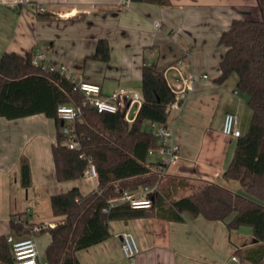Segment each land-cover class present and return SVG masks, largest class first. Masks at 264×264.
Instances as JSON below:
<instances>
[{"label":"crops","instance_id":"crops-1","mask_svg":"<svg viewBox=\"0 0 264 264\" xmlns=\"http://www.w3.org/2000/svg\"><path fill=\"white\" fill-rule=\"evenodd\" d=\"M38 7L46 11L40 12ZM260 17L257 0H170L168 4L0 0V56L5 52L24 56L31 52L34 59L43 52L47 55V70L66 67L77 80L101 85L103 95L121 88L142 95L144 64H155L173 88L181 83V75H209L185 91L182 101L170 109L167 126L180 147L179 160L162 170L152 168L162 174L161 179L170 180L163 186L160 180L155 194L172 200L211 182L226 185L233 181L226 180L223 174L234 156L237 138L223 133L224 117L228 112L237 113L240 125L242 113L252 115V110L249 111V95L238 88L237 74L217 81L226 51L219 37L235 18ZM100 39L109 42L108 62L96 57ZM152 125L156 133L159 124ZM56 141V122L44 113L16 119L0 116V236L18 238L11 225L15 216H21L28 228L54 227L64 220L54 215V194L73 187L83 193L97 188L98 179L86 175L75 180L57 179L52 153ZM155 153L160 157L153 159ZM23 158L30 163L32 173L27 187L21 180ZM164 159L158 151L149 155L150 162ZM181 191L185 193L177 195ZM153 206L146 216L110 221L111 236L79 250L80 263L264 264L263 244L254 237L251 226L230 231L224 221L186 212L182 220H171L157 214L158 203ZM123 231L134 233L140 245L134 261L124 256L120 237ZM35 239L40 260L48 261L50 232H40ZM234 255L238 263L233 261Z\"/></svg>","mask_w":264,"mask_h":264},{"label":"trees","instance_id":"trees-1","mask_svg":"<svg viewBox=\"0 0 264 264\" xmlns=\"http://www.w3.org/2000/svg\"><path fill=\"white\" fill-rule=\"evenodd\" d=\"M132 1L170 3V0ZM257 1L259 19L235 18L221 33L219 44L226 51L217 81L223 82L235 73L238 88L249 95L252 122L249 130L237 138L234 156L223 177L238 181L258 200L215 182L169 201L163 196L157 197L155 191L147 196H155L154 203L159 206L157 214L167 219L182 220L186 212L224 221L230 231L251 226L254 237L263 244L264 253V0ZM96 57L105 62L110 60L106 39L99 40ZM141 90L143 102L132 122L126 119L125 108L112 113L83 106V114L75 123L80 145L70 148V135L63 132L64 121L57 111L62 104H82L83 93L59 70H45L36 65L31 52L25 56L5 52L0 56V116L16 119L44 113L55 120L57 141L52 153L59 181L82 178L90 161L98 173V186L91 192L83 193L79 187H73L51 197L54 215L63 216L64 220L41 230L52 236L46 249L49 264H81L77 252L109 238L110 221L143 217L154 207L135 209L128 201L113 206L109 203L126 190L157 187L162 174L152 168L166 167L163 162L149 161L150 149L159 145V137L145 126L167 125L177 95L165 73L155 64H144ZM21 180L26 187L32 181L26 158L21 160ZM15 217L11 225L18 233L16 239L31 236V229ZM0 262L14 264L13 248L5 235L0 236Z\"/></svg>","mask_w":264,"mask_h":264},{"label":"built area","instance_id":"built-area-1","mask_svg":"<svg viewBox=\"0 0 264 264\" xmlns=\"http://www.w3.org/2000/svg\"><path fill=\"white\" fill-rule=\"evenodd\" d=\"M26 1V0H18ZM40 12H45V7H38ZM155 26L160 28V23H155ZM47 55L43 52H38L33 62L36 65L41 66L47 70L45 61ZM54 70V69H52ZM59 71L70 79L74 84L75 88L83 93L82 104H62L58 107V116L64 121L63 132L70 135L68 144L70 148L79 147V142L76 140L75 134V123L81 118L83 114V106L90 105L95 107L99 112H118L120 109L125 108V117L128 121L132 122L139 111V108L143 102V96L133 90L121 88L113 91L108 95L102 94L101 85L86 82L83 80H77L73 72L68 71L66 67H61ZM181 83L177 88H173L176 93L177 101L172 104L177 106L179 100L183 99L185 91L192 89L195 83L199 79H208L209 75L204 74L201 77L195 74H189L188 76L181 75ZM139 104V108H134L135 105ZM131 113L133 115L131 116ZM223 133L232 138L240 137L243 132L239 127V116L237 113L228 112L224 117ZM156 135L159 137V145L150 149V153L158 151L165 156L163 163L168 166L176 163L180 158V147L175 142L172 130L166 124H159L157 127ZM83 156V154L81 155ZM84 175L91 178H97L98 173L94 163L90 161L89 166L84 172ZM156 187H146L137 191L126 190L118 197L109 200L110 206L121 202L128 201L131 206L135 209H148L153 206L154 197L147 196L155 191ZM106 211L108 209H105ZM17 222H23L21 216H16ZM48 227L47 225H34L31 229V236L21 239H16L13 235H9L7 240L12 245L14 252V264H49L48 261H42L39 257V251L36 243V235L41 232L43 228ZM122 239V250L124 256L129 261H134L140 253V245L134 233L130 231H123L120 233ZM233 261L239 262L237 256L232 257Z\"/></svg>","mask_w":264,"mask_h":264},{"label":"rangeland","instance_id":"rangeland-1","mask_svg":"<svg viewBox=\"0 0 264 264\" xmlns=\"http://www.w3.org/2000/svg\"><path fill=\"white\" fill-rule=\"evenodd\" d=\"M249 111H251V109L249 108ZM252 112V111H251ZM251 122H252V115L251 114H245V113H242V115L240 116V125H239V127H240V129L242 130V132L243 133H246L248 130H249V127H250V124H251ZM145 128L147 129V130H155L156 129V126L154 125H152L151 123H149V124H146V126H145ZM155 156H152V158L154 159L155 157L157 158V157H160V155H159V153H155L154 154ZM162 157V156H161ZM163 182H162V186L164 185V184H166V183H168L170 180H169V178L167 179V178H162L161 179ZM193 185H195V187H197V184H193ZM239 182L238 181H235V180H233V181H231V184H226V185H224V186H226L227 188H230V189H232V190H234V191H236L237 193H239V194H241V195H244V196H247L248 198H251V199H254L255 200V197L254 196H252V195H250V194H248L245 190L242 192L241 190H243V188L241 189H239ZM241 186V185H240ZM199 187V186H198ZM185 192L184 191H181V192H179L177 195H183ZM245 193H246V195H245ZM172 197H167V200L169 201L170 199H171ZM246 228H250V226L248 227V226H245ZM41 236H43V234L41 235ZM42 246H43V244H41L40 246H39V249L41 250V248H42Z\"/></svg>","mask_w":264,"mask_h":264},{"label":"water","instance_id":"water-1","mask_svg":"<svg viewBox=\"0 0 264 264\" xmlns=\"http://www.w3.org/2000/svg\"><path fill=\"white\" fill-rule=\"evenodd\" d=\"M133 115V113H131V116Z\"/></svg>","mask_w":264,"mask_h":264}]
</instances>
